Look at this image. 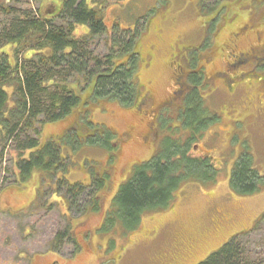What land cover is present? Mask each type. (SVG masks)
Returning a JSON list of instances; mask_svg holds the SVG:
<instances>
[{
  "label": "rangeland",
  "instance_id": "rangeland-1",
  "mask_svg": "<svg viewBox=\"0 0 264 264\" xmlns=\"http://www.w3.org/2000/svg\"><path fill=\"white\" fill-rule=\"evenodd\" d=\"M104 2L120 10L112 9L109 5L106 7L102 14L106 26H110L114 21L117 12L119 14L115 22L120 28H133L139 18L144 19V22L140 20L141 49L151 51V61L154 65L150 70H147L149 68L147 65L140 69V84L142 91L149 92L151 98L156 101L165 99L174 88L169 65L171 55L178 51L180 46L191 47L199 44L188 51L195 56L206 48H202V38L203 41L208 38L210 47L204 51L209 55V64L204 66V71L206 76H210L223 67L225 51L220 46L230 44L232 33L244 23L247 14L250 16L246 18L245 23L249 19L253 22L264 6V0H206V6H213L219 2L224 6L221 15L214 19L216 8L202 9L200 0H104ZM3 3L4 1L0 2V27L10 19L21 18L23 11L37 7L36 3L29 0H11L6 5L7 8L13 9L12 15H8L2 8L5 6ZM149 21L152 23L149 24ZM54 22L58 23L57 20ZM148 26L151 32L148 31ZM103 39V36L95 37L90 43L99 53L103 47ZM260 39L264 43V29L261 30ZM233 42L232 44L239 50L247 51L255 42V37L246 30L235 37ZM135 48L138 50L137 43ZM179 63L182 65V61ZM254 81L248 78L245 80L246 83L242 80L236 86L234 84L235 93L228 95L222 85L215 80L214 85L210 86L214 91L201 98L197 109L191 110V113L197 116V120H210L212 117L213 119L206 125H200L193 133L188 126L181 128L177 115L174 116L171 111L170 115L163 113L157 118L143 115V123L140 121L141 124L137 125L135 134L131 137L133 139L117 151L118 160L114 164L113 179L108 182L105 193L100 198L105 206L108 205L116 184L120 183L126 171L130 170L135 162L149 157L150 141L148 140L145 145L141 141V136L145 130L142 125L150 120L154 121L153 126L157 129V135L163 137L164 146L175 142L177 145H184L182 149H186L185 152L192 156L197 157L200 154L211 156L210 165L214 176L181 181L173 192L171 206L143 213L136 227L126 228L112 209L110 213L112 222L106 224L103 231L110 242L106 248L109 252L111 249L112 251L105 255L99 252L95 264H101L106 259L108 260L103 264H157L160 258L167 264H197L226 243L235 233L242 231H248L237 238L244 253L257 264H264V218L258 220L264 213V187L253 194L239 195L231 190L229 185L231 169L236 159L243 153L252 156L254 167L260 175H264V83ZM77 82L82 85V80L78 77ZM127 107L129 106L122 105L121 108L114 102L92 100L88 103L89 111L84 112L83 106L76 109L72 120L77 122L78 142L70 145L72 140L66 135L59 143L62 157L66 159V166L76 172L77 170L83 172L72 174V179L85 180V174L96 172V160L99 164L105 158L97 152L104 151L103 142L107 141L105 131L108 132V128L117 134L123 131L125 126L138 121L135 113L124 110ZM80 114H86L85 117L92 126L85 124L80 119ZM54 123L56 122L46 123L44 127ZM62 129V125L57 124L42 131L43 134L49 135L56 134ZM29 135L35 136L32 133ZM92 135L98 136L99 142L87 146L86 139ZM195 144H198L197 150L194 148ZM14 152L8 150L0 153V189L12 181L16 174V168L10 163V156H13ZM70 174L68 171L69 180ZM18 186H21V183ZM5 204L4 200L1 201V208L4 209ZM87 222L90 229L98 223L94 217H90ZM65 227L56 211L48 215L41 213L18 218L0 210V264H28L29 260L30 264H50V260L53 259L52 253H46L45 256L40 254L48 248L55 231H62ZM99 243V239L95 238L90 245L94 248ZM69 248L68 241L61 242L62 254ZM66 259L61 257L60 263L65 264ZM91 259L93 261L94 257ZM74 264H87V260L80 257Z\"/></svg>",
  "mask_w": 264,
  "mask_h": 264
},
{
  "label": "flooded vegetation",
  "instance_id": "flooded-vegetation-1",
  "mask_svg": "<svg viewBox=\"0 0 264 264\" xmlns=\"http://www.w3.org/2000/svg\"><path fill=\"white\" fill-rule=\"evenodd\" d=\"M2 1H4L3 4L5 5L3 7L7 8L6 5H8L11 0H0V2ZM29 1L36 3L37 7H32V10L29 9L27 11H23L21 15V21L24 20L29 22V17H32L33 19H37L40 23H54V21L57 20L58 23L56 25H67L69 18L65 13L64 4H70L75 0ZM82 1L88 11L99 10L101 13L102 23L104 26L101 36L105 38L103 39V47L101 53H99L96 48H90L94 49L96 53H99V55H101L103 59L106 60L105 64L108 63L111 67L123 68V65L127 62V55L129 53L128 51L121 49L123 43L126 42L123 38V32L127 31L125 35L132 37L133 47H131V51L135 56L133 98L131 103L127 105L119 103L117 99L110 97L93 99L92 96L94 91V82L98 76L97 74L92 75L85 82V84H83V87L78 89V91L76 87V73H74V77L68 78L65 83L75 89L74 93L76 91L80 99L85 98L83 105L84 112L89 111V101L104 100L107 102H114L121 108L122 105L129 106L124 110H126L128 113H135L136 115H134L137 116L138 121L136 120L132 125L125 126L124 130L117 134L109 128L108 132L105 131V133L110 137V143L104 148L102 153L97 152V154L104 155L103 157L105 158H103V161H100L99 164L96 160V172H93L90 175L85 174V180L72 179V174H77L78 172L80 174L82 171L76 169V172L74 169H70L68 166H66L67 168L65 170H61L60 164H58L56 160H53V167L51 168H46L43 165H31L29 170L23 172L19 167L21 164H24V162L30 161L29 149H16L12 141L7 139L4 124L2 125L3 122L5 124L9 122L10 114L13 107L15 106L14 100L16 98L13 94V88L6 87V90L9 92V94L7 98L8 102L6 104L7 107L1 111V117L5 119L0 120V153L6 152L8 150H10V152L12 150L15 151L14 155L10 156V163L16 168V174L12 181L6 183V185L0 189V202L3 200L6 202V207L3 209L0 206V210L9 216L18 218L29 217L41 213L48 215L54 211L57 212L58 216L60 219H62L66 227L62 231H55L48 248L45 252L40 254L45 256L46 253H52V256H50L53 257V259L50 260V264H61L59 260L61 257L67 258L64 262L65 264L77 263L80 257H84L87 260V264H95V260L98 258L97 255L99 252L101 255H105L106 253L110 254L112 251L111 249L109 252L106 248L109 240L106 238L103 231L105 225L108 224L109 220L111 219L110 213L112 209L115 210L113 199L119 189L118 186L130 178L137 165L149 160L163 148V137L157 135V129H155L153 126L154 121L150 120L147 123H144L142 128L145 130L142 133L143 136H141V141L145 143V145H147L148 140L150 141L149 149L151 153L149 157L139 162H135L130 170L126 171L124 177L122 178L123 181L121 180L122 182L120 181L119 184H116V188L108 201V205L105 206V204H103L100 198L101 195H104V191L108 182L112 181L113 179V171L115 170L114 164L118 160L117 151L121 146L127 144L133 139H131V137L135 134L137 125L143 123V115L147 114L153 118H157L158 115L163 113L165 115H167V113L170 115L169 112L171 111V113L176 116L178 115L179 111L183 110V102L189 90L195 87L197 88V91L200 90L198 91L200 98L207 97L214 91L210 88V86L214 85L215 80H217L222 85L223 90L228 95L235 93V87L233 88V85L235 84L236 86L242 80L245 82L246 79L252 78V80H255L254 82L256 83H264V43H262L263 41L260 39L261 30L264 29V6L257 14L253 22H250L249 19V22L247 21V23H245L246 18L250 16L247 14L245 20L243 21L244 23H242V25H240V27L232 33V40L230 41V44H223L220 46V48L225 51L223 67L221 70L214 71L210 76H206L204 71V66L209 64V55H207V53L204 51L206 48L210 47V41L209 44L207 42L208 38L206 41H203L204 38H202V48H206L202 49L195 56L190 54L188 51L194 49V47L198 46L199 44L191 47L180 46L178 51L171 55V62L169 65L173 76L174 88L168 93L165 99L156 101L151 98L149 92L142 91V85L140 84V69L142 67L149 66L147 70H150L154 65L151 61V51L149 49L142 51L141 49L142 39H140L139 34L142 23L140 24V20H142L141 22H144V19L139 18L133 28H120L115 22L116 16L119 14V12H117L114 21L110 24V26H106L104 22V15L102 14H104L106 7H108V5L111 7V5L106 4L104 0ZM111 8L120 11L116 6ZM150 23L152 22L149 21V24ZM69 25L70 31L66 33L67 36L61 48L55 49L51 45H40V40L33 41L24 48H19L16 43L11 42L0 47V56L5 57V60L7 61L10 68L15 69V71L18 72V77L20 78L22 84H24L28 74V72H25L22 69L26 71H30L31 69L35 71L37 69L42 72L43 75H45L44 72L45 69H47V66L58 69L61 67V65H65L66 62L62 63L60 60H67L68 56H71L72 54V48H76L77 46V39L82 35H88L90 32V29L86 24L78 23L75 21V19L70 21ZM144 27H146V25ZM147 29L151 32L150 26H148ZM246 30L253 34L255 37V42L248 47L247 51H241L235 44L232 43H234L233 40L235 37H238ZM117 39H119L118 43L120 46H114V41ZM136 43L138 45V50L135 48ZM205 43H207L206 45L208 46L204 45ZM111 49L113 56L108 58V55L111 53ZM148 57L150 58V61H148ZM180 61H182V65L179 63ZM16 80H18V78H16ZM193 82H196V84H193ZM39 83L41 86H45V78L40 79ZM202 88H204V90H201ZM82 95H84L83 98ZM68 96L71 95L69 94ZM76 109L77 105H74L70 108L67 114L57 120H44L40 123H37L36 137L38 139L40 148L46 146L48 143H51L59 150V153L62 155L59 143L63 138L66 137V135H68L70 140H72L70 145L76 143L75 139L77 122L72 120L73 115L76 113ZM140 121L141 123H139ZM52 122H56L53 125L61 124L63 129L56 134H43L42 130L44 128L53 126L51 125L44 127V124ZM85 144H87V146L91 145L86 142ZM194 148L197 150L198 144H195ZM186 155L193 159L207 160L210 163L212 162V157L209 155L200 154L197 157L188 153H186ZM45 161H49V159L46 158ZM68 171L71 173L70 180L72 181L67 178ZM62 182H65L64 186H62ZM19 183H21V186H18ZM77 183L85 186L86 188L80 193L79 199L75 200L73 198V192L69 191L66 193V188L67 186H73ZM90 217H94V219H96L98 222L97 225L92 229H90L87 222ZM63 233H67L66 237H62ZM95 238H98L100 243L93 248L91 247L90 243ZM62 241H68L70 244V248L65 254H62L60 249ZM92 256L94 257L93 261H91ZM100 257L101 256H99V258ZM106 260H103L101 264H103V262ZM30 263L31 260H29L28 264ZM157 264L167 263H165L164 260L160 258Z\"/></svg>",
  "mask_w": 264,
  "mask_h": 264
},
{
  "label": "trees",
  "instance_id": "trees-1",
  "mask_svg": "<svg viewBox=\"0 0 264 264\" xmlns=\"http://www.w3.org/2000/svg\"><path fill=\"white\" fill-rule=\"evenodd\" d=\"M205 1L200 0L201 8H216L214 19H217L224 6L220 2L213 6H206ZM64 9L69 18V22L66 20L67 25H56L55 22L40 23L37 19L29 17V22L21 21V18H13L0 27V47L12 42L16 43L19 48H24L33 41L40 40V45H51L55 49L62 47L67 36L66 33L70 31V21L75 19L76 22L84 23L90 29L88 35H82L77 39V46L72 48L71 56H68L67 60H60L62 63L66 62L60 68L54 69L47 66L45 75L37 69L35 71L22 69L28 72L24 84L21 83L18 72L10 68L5 57L0 56V117L1 111L7 107L9 92L6 87H11L16 97L15 106L10 114L9 122L7 124L3 122L2 125L4 124L7 139L12 141L16 149H29L30 161L24 162L19 167L23 172L29 170L31 165H43L46 168H51L53 167V160L60 164L61 170L66 169V159L62 157L53 144L48 143L40 148L36 137V125L44 120L52 121L61 118L74 105H77V108L84 105L85 98L80 99L78 93L76 91L74 93L75 89L65 83L68 78L74 77V73H76V77L82 80V85L76 81L77 91L92 75H98L94 82L93 99L110 97L127 105L131 103L133 98L135 56L131 51V47H133L132 37L125 35L127 31L123 32V38L126 42L123 43L121 49L129 52L126 64L123 65V68L111 67L108 63L105 64L106 60L99 53L90 48L92 47L91 41L96 36H101L104 30L100 11H88L82 0H75L70 4L65 3ZM4 10H6V14L12 15V8H4ZM118 42L119 39L115 40L114 46H120ZM111 56H113L112 49L108 58ZM42 78H45V86H41L39 83ZM69 94L71 96H68ZM200 102L199 93L193 87L186 94L183 110L179 111L177 115L181 128L188 126L193 133V131H197L200 125H206L213 119L212 117L210 120L200 121L197 120L196 115L191 113V110L197 109ZM4 119L3 117L0 118V120ZM80 119L92 126L85 114H80ZM30 133L35 136L30 137ZM105 135L108 138L103 143L104 147H107L110 143V137L108 134ZM192 138L194 139V136ZM99 139L98 136L92 135L86 139V143H97ZM75 141L78 142L76 139ZM183 146L177 145L175 142L169 146L163 145V148L152 158L137 165L130 178L119 186L113 199V205L115 212L126 228L136 227L141 215L147 211L171 206L173 192L178 188L181 181L214 176L210 162L188 157L185 152L186 149H182ZM46 158L49 161H45ZM61 184L64 186L65 182ZM229 185L231 190L239 195L253 194L264 187V175H260L254 167L251 155L243 153L236 159L231 169ZM85 188V186L77 183L73 186H67L66 193L73 192V198L78 200L80 193ZM263 218L264 213L260 215L258 220ZM111 222L112 218L109 220V223ZM247 232L242 231L231 236L226 243L197 264H257L246 256L243 247L237 240L240 235L247 234ZM62 235V237L66 236L65 233Z\"/></svg>",
  "mask_w": 264,
  "mask_h": 264
}]
</instances>
